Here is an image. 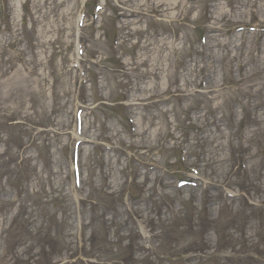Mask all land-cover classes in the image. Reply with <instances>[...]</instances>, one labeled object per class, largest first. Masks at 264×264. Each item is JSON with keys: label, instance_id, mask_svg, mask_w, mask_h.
<instances>
[{"label": "rangeland", "instance_id": "1", "mask_svg": "<svg viewBox=\"0 0 264 264\" xmlns=\"http://www.w3.org/2000/svg\"><path fill=\"white\" fill-rule=\"evenodd\" d=\"M76 1L0 0V264H264V0Z\"/></svg>", "mask_w": 264, "mask_h": 264}, {"label": "bare ground", "instance_id": "2", "mask_svg": "<svg viewBox=\"0 0 264 264\" xmlns=\"http://www.w3.org/2000/svg\"><path fill=\"white\" fill-rule=\"evenodd\" d=\"M222 16H224V13L222 14ZM238 51H243V50H236V52H238ZM262 52H263V54H264V50H262ZM239 55L241 56L242 55V53L240 54V52H239ZM238 57V54H236V55H234V57L232 58V60H234V59H236ZM251 59L254 61V62H256V61H258L259 63H260V66H259V68H258V70H257V74H261V75H263L264 74V57L262 58V60H260V58H254L253 56H251ZM248 75V74H247ZM245 76L244 78H241V79H238V81L239 82H244L250 75H248V76Z\"/></svg>", "mask_w": 264, "mask_h": 264}]
</instances>
